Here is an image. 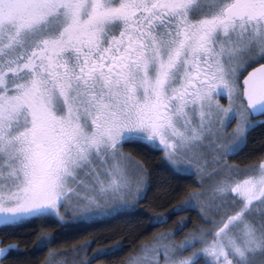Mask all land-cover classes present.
<instances>
[{"label": "snow or ice", "instance_id": "obj_1", "mask_svg": "<svg viewBox=\"0 0 264 264\" xmlns=\"http://www.w3.org/2000/svg\"><path fill=\"white\" fill-rule=\"evenodd\" d=\"M257 130L264 0H0V264H264Z\"/></svg>", "mask_w": 264, "mask_h": 264}, {"label": "trees", "instance_id": "obj_2", "mask_svg": "<svg viewBox=\"0 0 264 264\" xmlns=\"http://www.w3.org/2000/svg\"><path fill=\"white\" fill-rule=\"evenodd\" d=\"M264 142V132H261L260 130H257L253 133V144L250 145L251 147H256L258 149L259 144ZM264 155V153H260L259 151H256L254 155L251 157L244 159L243 157L237 158L234 162L239 164L241 167L249 165L251 163H256L259 161L261 156ZM158 160V157H157ZM156 164V161H153V165ZM170 178L166 175H162L159 178L154 177V186L153 191L149 193V200L152 203V208L156 214L166 215L168 211L171 209L172 206L178 205V200H173L171 204H166L165 200L162 196V189L160 185H164L168 182ZM155 197H161L159 200L154 199ZM179 216H174L172 218V221L169 222V224L166 227L161 228H154L151 231L147 233L146 236H142L136 243V248H139L140 244L147 243L153 235L159 234L160 232L170 230L174 227V221L178 220ZM54 229L52 227H49L47 231L52 232ZM131 231L130 228H125L122 221L113 222L111 224L107 225H101L100 227L96 229L90 230L89 233L83 234L79 236L78 238H69V242L62 241L60 244L56 245L53 250H62L64 248H71L74 244L83 243L87 239H92L93 237H98V243L94 245V248L97 247H110L114 245L117 242L122 241L123 238H128L131 240V236H129V232ZM33 240L35 237L32 238ZM126 250L120 257H113L112 261L113 264H121V262L127 258V256L133 254V249L131 248V245H127ZM48 255L47 251L41 254L40 261L41 264H43L44 258ZM91 255V253H90ZM96 264H108V260L105 258H101L99 261L96 262Z\"/></svg>", "mask_w": 264, "mask_h": 264}, {"label": "rangeland", "instance_id": "obj_3", "mask_svg": "<svg viewBox=\"0 0 264 264\" xmlns=\"http://www.w3.org/2000/svg\"><path fill=\"white\" fill-rule=\"evenodd\" d=\"M222 103H224L225 104V106H226V104H227V101L225 100V101H222ZM257 163V162H256ZM251 164H255V163H251ZM242 167H244V166H242ZM53 251H56V250H53ZM58 251V250H57ZM60 251V250H59Z\"/></svg>", "mask_w": 264, "mask_h": 264}]
</instances>
